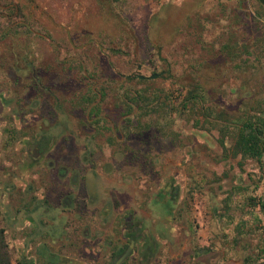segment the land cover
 <instances>
[{
    "label": "rangeland",
    "instance_id": "obj_1",
    "mask_svg": "<svg viewBox=\"0 0 264 264\" xmlns=\"http://www.w3.org/2000/svg\"><path fill=\"white\" fill-rule=\"evenodd\" d=\"M252 128L264 136V0H0L11 264H93L97 239L132 234L168 184L188 262L264 264V151L239 142Z\"/></svg>",
    "mask_w": 264,
    "mask_h": 264
},
{
    "label": "flooded vegetation",
    "instance_id": "obj_2",
    "mask_svg": "<svg viewBox=\"0 0 264 264\" xmlns=\"http://www.w3.org/2000/svg\"><path fill=\"white\" fill-rule=\"evenodd\" d=\"M47 155H49V152H47ZM57 159L58 158H54V160ZM52 162L55 164L57 161ZM47 163L50 165L51 160H48ZM71 180L72 183L69 182V179L63 181L61 187L63 188L62 190H64V194L69 192L71 185H74L73 178H71ZM67 182L70 183L69 186H66ZM175 190L176 186L172 184H168L164 187L162 189V194H160L161 196L153 199V203L157 205L155 209L156 213L154 212L153 216L149 217V215H146V213L141 210L142 216H137L134 219L132 227L133 233L127 234L126 237L124 236V239H122L125 232V229H123L124 227L121 228V232L118 235H114L113 232L108 230L113 236V240H111L112 237L110 236L111 241L108 240L106 242L104 239L98 240V235H95L98 244L91 248L93 254H97L96 257L91 258L93 264H202L199 260L196 262H188V258L193 259L197 256L193 255L189 257L188 240L185 239L184 243L175 242L178 231L181 232L184 229L182 225L173 224L172 221L177 211L173 206L176 203V199L174 198ZM91 197L92 196H89L88 202H91ZM62 201L66 204L69 203L71 199L69 200V198L64 195ZM66 206L67 205H64V208H66ZM84 208H86L85 204ZM85 210L88 211V209ZM66 212L67 210L63 209L61 214ZM102 212L103 217L105 215L104 211ZM65 222L63 225V232L59 236L62 242H66L67 240ZM142 223L143 227H141ZM105 233V230L101 228L100 237ZM113 241L115 242L113 243ZM175 244L177 245L176 247ZM99 247L106 249L107 252L104 256H102V253H99V251H101ZM46 256L48 261L44 264H79L77 259H74L73 262H69L65 257H63V259L59 257L54 262H51L49 257L54 255L48 253ZM173 258L176 260V263L172 261Z\"/></svg>",
    "mask_w": 264,
    "mask_h": 264
},
{
    "label": "trees",
    "instance_id": "obj_3",
    "mask_svg": "<svg viewBox=\"0 0 264 264\" xmlns=\"http://www.w3.org/2000/svg\"><path fill=\"white\" fill-rule=\"evenodd\" d=\"M253 130L247 136L240 135L239 142L245 153L250 155L259 154L264 151V136H260V130L252 128ZM243 145V146H242ZM0 264H11L9 250L4 239V230L0 227Z\"/></svg>",
    "mask_w": 264,
    "mask_h": 264
},
{
    "label": "water",
    "instance_id": "obj_4",
    "mask_svg": "<svg viewBox=\"0 0 264 264\" xmlns=\"http://www.w3.org/2000/svg\"><path fill=\"white\" fill-rule=\"evenodd\" d=\"M159 73H153V74H151V75H149V76H146V77H148V78H154V77H156L157 75H158ZM127 77H129L130 75H126ZM137 77H139V78H144L145 76H142V75H136Z\"/></svg>",
    "mask_w": 264,
    "mask_h": 264
},
{
    "label": "crops",
    "instance_id": "obj_5",
    "mask_svg": "<svg viewBox=\"0 0 264 264\" xmlns=\"http://www.w3.org/2000/svg\"><path fill=\"white\" fill-rule=\"evenodd\" d=\"M18 169H19L20 172H22V168L21 167H19ZM15 180H17V179H15Z\"/></svg>",
    "mask_w": 264,
    "mask_h": 264
}]
</instances>
